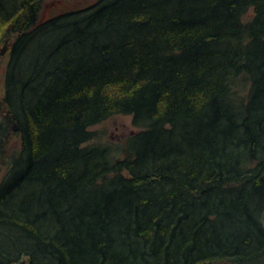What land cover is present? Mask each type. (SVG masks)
<instances>
[{
    "label": "trees",
    "instance_id": "1",
    "mask_svg": "<svg viewBox=\"0 0 264 264\" xmlns=\"http://www.w3.org/2000/svg\"><path fill=\"white\" fill-rule=\"evenodd\" d=\"M46 1L0 0V264H264V0Z\"/></svg>",
    "mask_w": 264,
    "mask_h": 264
},
{
    "label": "rangeland",
    "instance_id": "2",
    "mask_svg": "<svg viewBox=\"0 0 264 264\" xmlns=\"http://www.w3.org/2000/svg\"><path fill=\"white\" fill-rule=\"evenodd\" d=\"M97 0H56V1H46L44 3V7L41 11V21L48 20L50 17L63 13L68 10L84 8L95 3ZM248 18L251 17V14H248ZM12 41L10 39H6L4 44L0 46V120L3 115H5V109L2 105V98L4 93V81H5V73L6 67L9 58L10 46ZM7 48L3 54H1V50ZM91 132H94L96 138H94L90 144H99V146L104 147L107 145L111 148H116L123 141L135 134L138 129L133 127L131 117L130 116H113L106 121L93 126L89 129ZM11 139L8 146V151L12 152V148L17 143V136L10 135ZM5 173V167L2 168L0 165V182Z\"/></svg>",
    "mask_w": 264,
    "mask_h": 264
},
{
    "label": "water",
    "instance_id": "3",
    "mask_svg": "<svg viewBox=\"0 0 264 264\" xmlns=\"http://www.w3.org/2000/svg\"><path fill=\"white\" fill-rule=\"evenodd\" d=\"M6 49H7V48L4 46V48L1 50V54H3V53L5 52ZM13 130H16V128L14 127Z\"/></svg>",
    "mask_w": 264,
    "mask_h": 264
}]
</instances>
